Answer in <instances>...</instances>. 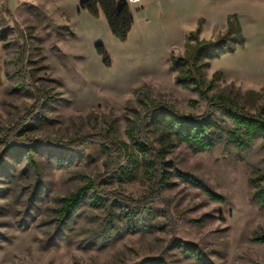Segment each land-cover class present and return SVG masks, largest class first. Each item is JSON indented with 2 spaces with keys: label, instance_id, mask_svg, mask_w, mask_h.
Instances as JSON below:
<instances>
[{
  "label": "rangeland",
  "instance_id": "rangeland-1",
  "mask_svg": "<svg viewBox=\"0 0 264 264\" xmlns=\"http://www.w3.org/2000/svg\"><path fill=\"white\" fill-rule=\"evenodd\" d=\"M82 1L0 0V264H143L158 258L167 264H264V244L254 241L264 234V212L250 185L264 174V142L240 151L225 141L211 153L195 154L177 142L164 147L162 132L146 125L154 103L185 116L212 111L200 92L177 84L173 58L185 56L192 32L201 28V39L215 41L232 17L245 43L215 57L204 54V90L212 85L209 97L260 114L264 0L127 4L135 25L125 42L112 35L102 13L82 10ZM212 115L224 134L232 128L218 110ZM136 129L163 150L173 174L168 187L158 189L144 168L134 169L130 131ZM27 138L53 142L32 148L37 168L24 152L8 149L13 139ZM120 167L133 175L130 181L117 174ZM92 181L109 207L86 201L60 223L62 200ZM116 199L130 206L153 201L150 226L128 229Z\"/></svg>",
  "mask_w": 264,
  "mask_h": 264
},
{
  "label": "trees",
  "instance_id": "trees-1",
  "mask_svg": "<svg viewBox=\"0 0 264 264\" xmlns=\"http://www.w3.org/2000/svg\"><path fill=\"white\" fill-rule=\"evenodd\" d=\"M81 9L94 17H99L100 13H102L112 35L122 42L128 39L135 25L134 17L124 0H83ZM201 31L202 29L198 28L190 34L186 43L184 57L173 58L177 70L176 82L183 88L200 92L213 106L212 111L201 117L185 116L170 107L154 103L149 110L146 125L162 132L165 140L164 147L172 148L173 142H177L187 145L195 154L211 153L218 144L227 141L240 151H248L255 141L261 139L264 142V107L259 115H252L222 96L209 97L208 92L212 89V85H209L208 89L204 90V87L207 86L204 77L206 68V64L203 62L204 54L208 53L209 55L213 52L212 57H215L226 51H235L237 44L244 45L245 40L241 26L235 17L230 18L228 30L224 34L219 35L215 41L201 39ZM100 53L105 56V62L108 63L105 52L100 49ZM26 55L27 51L22 49L19 58L22 69L26 62ZM22 74L24 78H27L24 70ZM214 110L221 112L232 124V128L225 134L221 125L212 115ZM130 136L134 140V146L137 151L136 155H134L136 157H133L134 169L144 168L158 189L168 187L173 174L167 169L168 163L165 161L163 150L155 149L146 137L138 135L137 129L131 130ZM43 144H53V142L29 138L18 142L13 139L9 143L8 149L14 152H24L31 164L37 168L38 164L32 148L36 145L41 148ZM60 148L72 153L76 152L75 149H70V146L61 145ZM137 158L141 159L140 164L137 162ZM63 160V158H58V164L61 165ZM71 163V161L68 162V164ZM117 174L122 177L126 176L125 178L128 181L133 178V175H129V172L121 167L120 172ZM179 176L188 180V177L183 176L181 173H179ZM193 184L205 191L211 199L215 201L221 200V197L206 189L203 185ZM250 185L255 188L254 199L256 204L264 212V174H259L252 178ZM90 192L92 195L86 200V196ZM102 195L103 193L99 190L97 183L92 181L74 194L64 198L62 200V209L60 210V223L69 217H73L86 201L94 208L105 207L107 209L110 200ZM151 202L147 205L130 206L126 201L116 199L114 200V205L122 209V213L118 217L126 222L128 229L143 231L147 226H150L147 222L151 221L149 217L152 213ZM126 208H128V211H124ZM254 241L264 244V234L257 236ZM184 253L196 260H200V254L192 250L185 249ZM143 264H167V262L162 258H158L145 261Z\"/></svg>",
  "mask_w": 264,
  "mask_h": 264
},
{
  "label": "built area",
  "instance_id": "built-area-1",
  "mask_svg": "<svg viewBox=\"0 0 264 264\" xmlns=\"http://www.w3.org/2000/svg\"><path fill=\"white\" fill-rule=\"evenodd\" d=\"M145 0H127L128 5H139L143 3Z\"/></svg>",
  "mask_w": 264,
  "mask_h": 264
}]
</instances>
